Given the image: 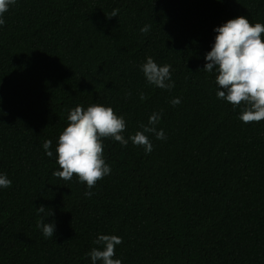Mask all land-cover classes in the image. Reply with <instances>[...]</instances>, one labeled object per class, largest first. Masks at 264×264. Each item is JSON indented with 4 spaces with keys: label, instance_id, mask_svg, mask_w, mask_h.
Returning a JSON list of instances; mask_svg holds the SVG:
<instances>
[{
    "label": "trees",
    "instance_id": "trees-1",
    "mask_svg": "<svg viewBox=\"0 0 264 264\" xmlns=\"http://www.w3.org/2000/svg\"><path fill=\"white\" fill-rule=\"evenodd\" d=\"M239 16L264 24V0L10 6L0 26V174L12 181L0 188V264H92L99 235L122 238V264H264V121H241L243 105L218 99L216 69L203 70L214 29ZM148 57L171 65V90L147 82ZM92 104L124 117L129 142L103 141L111 172L88 189L53 172L70 111ZM153 113L166 139L147 134L146 153L129 137ZM41 205L54 215L38 214Z\"/></svg>",
    "mask_w": 264,
    "mask_h": 264
},
{
    "label": "clouds",
    "instance_id": "clouds-1",
    "mask_svg": "<svg viewBox=\"0 0 264 264\" xmlns=\"http://www.w3.org/2000/svg\"><path fill=\"white\" fill-rule=\"evenodd\" d=\"M16 0H0V26L5 24L4 14ZM118 9H114L108 17L118 16ZM150 26L140 29L148 33ZM217 33L215 42L206 56L203 70L211 73L216 69V84L219 89L216 96L220 100L230 103L233 108L243 105L239 119L245 124L264 121V24L254 25L244 17L239 16L228 20L222 26L214 29ZM141 70L151 85L161 89L171 90L175 85L171 80V65L158 66L152 57H148L141 65ZM130 95V93H128ZM144 93L140 99L145 100ZM174 98L173 106L180 103ZM162 111V110H161ZM161 118L160 113H153L149 117L148 125L141 124L143 131H137L129 139L134 145L143 146L146 153L153 151V144L147 134H152L157 140L166 139L163 130H157L156 125ZM69 123L59 135L56 148L57 164L61 170L54 171L53 175L70 181L73 176L78 177L81 183H86L88 189L96 186L97 182L109 175L111 168L105 163V139L111 138L126 146L129 142L122 133L126 130V121L118 116L110 106L92 104L85 110L83 106H76L67 117ZM52 141L46 140L43 148L48 157L53 156L50 150ZM12 181L6 175L0 174V188L11 187ZM85 197H91V191H85ZM38 214L46 217L54 215L52 211L46 212L41 205L37 208ZM43 235L53 238L54 223H45L42 218L37 222ZM102 245L103 250L93 248L88 255L92 264L101 261L102 264H122V260L114 258L116 246L122 243L117 235H99L94 241Z\"/></svg>",
    "mask_w": 264,
    "mask_h": 264
}]
</instances>
